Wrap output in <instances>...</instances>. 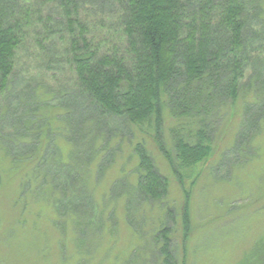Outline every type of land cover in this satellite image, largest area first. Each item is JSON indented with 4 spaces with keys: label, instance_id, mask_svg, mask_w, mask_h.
Here are the masks:
<instances>
[{
    "label": "trees",
    "instance_id": "trees-1",
    "mask_svg": "<svg viewBox=\"0 0 264 264\" xmlns=\"http://www.w3.org/2000/svg\"><path fill=\"white\" fill-rule=\"evenodd\" d=\"M93 31L104 33L94 38ZM29 39L38 51L55 52L57 63L61 60L57 54L62 51L76 96L65 94L40 103L29 95L30 117L26 120L16 118L23 106L15 96L13 108H7V121L13 125L19 122L23 128L25 123L31 125L38 139L32 144L37 153L42 146L40 139L50 136L40 127L45 120L42 117L50 111L44 108L56 99L62 108L88 110L104 132L109 123L119 122L150 135L184 193V245L199 168L216 150V118L226 109L231 111L244 95L257 100L264 97V0H0V132L5 131L1 128V100L18 76L19 52ZM256 102L250 103L243 115L245 137L259 125V120L250 118L255 104L259 106ZM44 111L47 113L41 114ZM80 115L73 121L82 130L87 123ZM168 120L177 123L171 136L172 149L164 137ZM47 129L52 130L50 126ZM104 134H89L93 141L87 154L83 153V132L76 130L77 137L67 141L71 148L67 156L75 160L69 164L82 173V178L72 177L65 169L72 178L70 182L62 174L68 189L72 185L79 191L84 186L83 158L93 151L91 158L99 155L101 148L97 146ZM14 144H5L10 155L20 152L21 147L15 149ZM134 153L138 158L136 194L143 202H163L169 195L170 180L142 144L136 145ZM33 155L25 160L31 161ZM19 157L16 160L24 159ZM55 162L63 166L61 161ZM48 164L46 161L44 166ZM70 203H75V213L83 207L77 205L75 197ZM173 232L165 226L152 238L158 264H180ZM240 264H264V238Z\"/></svg>",
    "mask_w": 264,
    "mask_h": 264
},
{
    "label": "rangeland",
    "instance_id": "rangeland-1",
    "mask_svg": "<svg viewBox=\"0 0 264 264\" xmlns=\"http://www.w3.org/2000/svg\"><path fill=\"white\" fill-rule=\"evenodd\" d=\"M103 33L93 31L91 35L101 38ZM61 52L57 63L55 52L38 51L29 39L19 52L18 76L1 100V128L5 131L0 132V264H158L152 238L165 226L173 228L180 264H240L264 238V97L257 100L244 95L231 111L226 109L216 118V150L199 168L200 179L193 186L188 208L189 237L183 245L185 198L167 161L150 135L119 122L109 123L104 132L88 110L57 104L65 94L76 96L71 88L72 73ZM29 95L40 103L58 98L44 108L50 110L49 115L41 113L47 116L42 117L45 120L40 127L50 136L39 137L42 146L38 153L32 147L38 139L31 125L25 123L23 128L19 122L13 125L7 121V108L12 107L15 96L23 106L16 118L30 117ZM254 101L259 106L255 104L250 118L259 120V125L245 137L243 115ZM79 113L87 123L83 131L73 121ZM176 124L170 120L165 124L164 137L171 149ZM76 130L83 132L84 154L93 141L89 134L105 133L97 146L99 155L91 158L93 151L83 158L84 186L79 191L64 183L66 178L72 182L71 176L82 178L69 164L74 159L67 156L71 150L67 141L77 137ZM9 141H15L20 152L10 155L5 145ZM138 144L148 150L159 171L170 180L169 195L163 202H143L135 192L138 158L134 151ZM32 153L33 159L26 161ZM19 154L24 159L16 160ZM46 161L51 164L44 166ZM74 197L77 205L83 206L77 213L75 203H70Z\"/></svg>",
    "mask_w": 264,
    "mask_h": 264
}]
</instances>
